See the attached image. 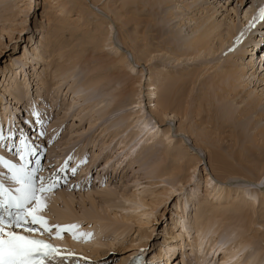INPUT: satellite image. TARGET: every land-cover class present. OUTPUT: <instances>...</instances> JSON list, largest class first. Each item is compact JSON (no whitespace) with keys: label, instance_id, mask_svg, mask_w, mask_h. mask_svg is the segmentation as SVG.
Listing matches in <instances>:
<instances>
[{"label":"rangeland","instance_id":"rangeland-1","mask_svg":"<svg viewBox=\"0 0 264 264\" xmlns=\"http://www.w3.org/2000/svg\"><path fill=\"white\" fill-rule=\"evenodd\" d=\"M261 5L264 0H0V134L4 136L0 140V156L14 164L23 163L17 150L21 139L25 138L36 149V155L28 157L33 161L28 167H37L35 161L40 159L41 171L37 175L47 178L60 174L57 172L60 167L66 169L67 183L42 196L64 195L73 202L72 207L66 208L58 199L53 209L47 205L42 214L50 224H79L78 232L94 234L87 241L73 240L67 231L60 237L81 248L78 251L63 244L62 250L69 248L78 257L89 258L81 260L80 264H177L182 259L183 248L189 249V240L197 238L199 216L206 219L211 215L200 208L205 198L210 195L209 199L217 204L227 196L225 193L216 196V190L213 194L209 192L219 182L211 179L209 151L201 154L192 147L191 141L200 139L195 132L208 133L209 141H214L229 159L243 153L241 162H234L241 172L259 179L241 184L255 189L252 194L256 196L247 203L253 202L254 211H261L264 201V50L261 58L254 51L264 37V21L256 26L249 23L255 22ZM253 11L255 16L246 19L245 14ZM208 18L222 25L225 37L229 26L243 30L240 47L245 50L244 58H237L241 51H238L240 47L234 50L238 45L236 41L214 54L185 58L179 52L181 58H174V53L170 52L181 50L177 47L181 45L178 39L193 38L198 33V24ZM169 31H173L174 39ZM146 35H150L148 39ZM93 38L96 42L90 43ZM168 39L172 41L171 46H167L168 53L167 50L153 51L150 61L140 60L137 65L136 58L133 61L130 52L117 43L125 41L136 56L134 43L140 46L143 41H150L158 47V44H167ZM213 44L217 46V40ZM57 48L59 52L54 53ZM121 53L132 64L130 67L120 62ZM229 65L236 71L246 69V75L240 80L239 96L235 100L222 98L224 102H221L223 100L216 96L219 88L215 87L219 82L216 79L215 84L212 83L215 74ZM186 70L193 73L195 80L185 102L188 116L179 112L175 121L158 123L151 111L165 91L164 76ZM150 79L158 93L152 97L153 90L148 88ZM208 85L217 89L214 91ZM17 90L24 92L21 103L16 99ZM213 92H216L215 97ZM252 100H256V111L243 115ZM199 111L202 118L197 115ZM210 115L214 118L212 123ZM146 124L149 127L145 128ZM180 125L193 131L194 137L189 133H176ZM164 131H168V135ZM114 134L119 135L114 138ZM254 134H258L256 139ZM128 135L127 144H122ZM169 135L172 141L168 140ZM123 145L128 146L123 148ZM185 148L190 149L191 154L187 155ZM180 151L185 152L186 159L184 165L180 163L182 171L177 169V179L170 175L158 177L159 169L163 166L161 169L168 172L173 157ZM195 154L201 160L192 157ZM256 160L260 169L253 172L250 167ZM72 169H76L75 173ZM0 174L6 185L14 186L3 163H0ZM208 175L212 183L206 180ZM172 186L178 188L177 191L171 193ZM105 190L115 193L112 201H103V196L96 194ZM90 194L101 221L85 218L84 212L91 208ZM135 195L145 204L139 203ZM227 206L225 210L231 204ZM66 209L72 214L70 221L57 217L56 212ZM238 215L228 213L227 220L217 216L205 221L207 238L202 243L206 246L210 239V247H217V251L205 247L203 256L210 264H223L227 255L223 249L243 239L249 241L246 251L239 255L242 257L248 252L264 264V218L259 220L255 216L253 229L246 232V225ZM249 216L252 218V214ZM181 234L185 235V241ZM142 243H145L143 248ZM224 243L226 246L219 249ZM93 248L97 252H92ZM168 249L172 257H166ZM188 253L189 263L205 264L197 261L191 249ZM159 254L162 257H158ZM62 264H75V259Z\"/></svg>","mask_w":264,"mask_h":264},{"label":"bare ground","instance_id":"bare-ground-1","mask_svg":"<svg viewBox=\"0 0 264 264\" xmlns=\"http://www.w3.org/2000/svg\"><path fill=\"white\" fill-rule=\"evenodd\" d=\"M102 10V9H101ZM100 10V11H101ZM252 10V9H251ZM103 11V10H102ZM107 16H110V15H107ZM249 16H255V11H253L251 14H249V12H247L245 14V18L247 19ZM211 18V17H210ZM50 19V18H49ZM132 20V19H131ZM53 21V20H52ZM251 21V20H250ZM255 22L251 21L249 22L250 24L251 23H255V26L261 22V20H256L254 19ZM140 22V21H138ZM145 22V21H144ZM67 24V23H66ZM137 24V23H136ZM140 24V23H139ZM108 25V24H107ZM110 26H112L111 24H109ZM146 25V24H145ZM153 25V24H152ZM156 25V24H155ZM67 28L69 26V23L68 25H66ZM113 27V26H112ZM138 27V26H136ZM135 27V28H136ZM154 27V25L152 26ZM151 27V29H152ZM156 27V26H155ZM198 33L191 39H178L180 41L179 45L178 42L176 44H178L179 46H177L178 48H180L181 50L178 49L177 50H173L172 52H170L171 54L174 53V58L176 59H179L182 57H185V58H188L190 56V58H196L202 54H214L216 53L218 50H223L227 44L229 43H234V41H236L238 43L237 47L234 49V50H237L239 49L240 47V43L242 40H244V36L242 35L243 34V30H240V31H237L236 30V27H233V26H229L227 28V32H226V37L224 36V34L222 33L221 31V28H222V25L220 23H217V22H211L210 19L208 18L207 20H204L202 22H200L198 24ZM134 29V28H133ZM137 29V28H136ZM134 30L135 31V35H136V32L137 30ZM110 30H112L110 28ZM153 30V29H152ZM133 31V30H132ZM100 32V31H99ZM112 32V31H111ZM170 32V31H169ZM149 33V32H148ZM175 33V32H174ZM103 34V33H102ZM108 34V33H107ZM110 34H113V33H110ZM129 34H131L132 36V33L129 32ZM142 34V33H141ZM140 34V35H141ZM171 34V39L174 37H172L173 35V31L172 33L170 32ZM109 35V34H108ZM139 35V34H138ZM99 36V35H98ZM147 36H150V35H146ZM152 36V35H151ZM154 36V35H153ZM174 36V35H173ZM243 36V37H242ZM264 36V34L262 35ZM91 37V36H90ZM139 37V36H138ZM137 37V38H138ZM98 38V37H97ZM136 38V37H135ZM141 38V37H140ZM149 37L145 38V39H148ZM153 38V37H152ZM175 38H177L175 36ZM180 38V37H179ZM89 39V38H88ZM96 39V38H95ZM99 39V38H98ZM145 39H142V40H145ZM155 39V38H154ZM152 39V41L154 40ZM170 39V38H169ZM169 39L167 40V44L165 45H161V44H158V47L154 46V44H152V42L150 43V41L146 42L143 41V43L139 46L138 44L134 43L133 45V48L135 49V51L137 52L136 56H134L132 53H131V49H129V47H127V43L124 41H119L118 40V44L121 46V48L125 49L126 51L130 52V54L132 55V59L134 61V59L136 58L135 60V64H139L140 63V60H144V63L145 62H148L150 61L152 58L151 56L153 55V51H164V50H167V53L169 52L167 46H171V42L169 41ZM170 39V40H171ZM134 40V39H133ZM140 40V39H139ZM151 40V39H150ZM214 40H217L218 44L217 46H214L213 42ZM137 41V40H136ZM166 41V40H165ZM174 41V40H173ZM94 42V38L92 39V42L90 43H93ZM96 42V41H95ZM94 42V43H95ZM133 42V41H131ZM176 42V40H175ZM182 42V43H181ZM244 42H242L243 44ZM175 46V45H174ZM243 46L245 47V45L243 44ZM63 48V46H61ZM165 47V48H164ZM243 49V47H242ZM241 47H240V50H238L240 52V54L238 55V59L241 60V58L245 56V50L242 51ZM245 49V48H244ZM257 50L259 51L258 55L262 54L263 53V50H264V46H259L257 48ZM58 51V48L56 50H53L54 53H56ZM133 51V50H132ZM52 52V54H53ZM59 52V51H58ZM179 52H181V56L178 55ZM254 54L256 55V53L254 52ZM233 56V55H232ZM52 57V56H51ZM153 57V56H152ZM139 60V62H138ZM120 62L122 64H125L127 65L128 67H130L132 64L129 63V61L127 60V58L121 53L120 54ZM119 64V63H118ZM233 65V64H232ZM124 66V65H123ZM71 67V66H70ZM73 67V66H72ZM126 67V66H124ZM134 67V66H133ZM133 67H131V69H133ZM230 65L228 67H225V68H222L220 69L214 76V83H212L213 85L215 84V80L217 79V81L220 83V85H218L219 83H216L215 87H218L219 89L216 90V92H213L216 93V96H218L220 98V100L223 98H226L227 100L228 99H233L235 100L239 95H238V90H239V85L242 83V78L244 77L245 78V70L246 69H242L240 71H236V70H233V68L231 69ZM68 69V68H67ZM69 69H73V68H69ZM190 70H186V71H180V72H177L175 75H169L170 77H166L167 75L164 76V85L163 87L165 88V91L164 93L162 94V96H160V102L155 105H157V107H155L154 110H150L151 113L153 115H155L154 117L158 120V123H161V124H164L165 122H168V121H175V119H178L177 117L179 116V112H181V114H184L186 116H188V109L187 107H185V102L187 100L188 97H190V94H191V89H190V86L193 84L195 85V80L192 79L193 77V73L190 71ZM188 72V73H187ZM188 74V75H187ZM180 76V78H176L177 76ZM188 77V79H186ZM163 78V77H162ZM212 78V77H211ZM95 81V80H94ZM209 81V80H208ZM244 81V80H243ZM241 82V83H240ZM97 83V82H96ZM240 83V84H239ZM88 84V83H87ZM95 84V83H94ZM190 84V85H188ZM211 82H210V85H212ZM89 85V84H88ZM204 85V84H203ZM208 85V86H210ZM212 85V86H213ZM92 86V84H91ZM159 86V85H158ZM241 86V85H240ZM211 87V86H210ZM148 88L149 90H153V95L152 96H155V94H158L156 91H157V87L155 86V83L153 81V79H150V83L148 84ZM204 88V86H203ZM244 88V87H243ZM212 89V87H211ZM214 91L215 89L217 88H213ZM212 89V90H213ZM204 90V89H203ZM240 93V92H239ZM16 99H17V102L18 103H21V101L23 100L21 97L24 96V92H22L21 90H17L16 91ZM152 94V93H151ZM218 94V95H217ZM150 96V95H149ZM211 96V95H210ZM215 97V94L212 95ZM209 97V96H208ZM213 97V98H214ZM212 98V97H210ZM217 98V97H216ZM218 99V101L220 102V100ZM222 99V100H223ZM212 101H214L212 99ZM231 101V100H229ZM211 102V101H210ZM221 102H224L221 101ZM212 104V102H211ZM256 100H252V101H249L248 104H247V107L244 109V112H243V115L246 113V114H249V113H253L255 109H257V105H256ZM214 105V104H213ZM30 111V110H29ZM256 111V110H255ZM211 112V111H210ZM106 114H108L107 112H105ZM214 113V112H213ZM242 114V113H241ZM197 115L200 117L201 115V112L199 111L197 113ZM215 116V115H214ZM202 118V117H200ZM210 120L209 122L211 121V123L214 121V118L212 115L209 116ZM222 118V117H221ZM222 121V120H221ZM206 123V122H203V124ZM215 123H216V120H215ZM148 124V123H147ZM146 124L145 128L149 127L148 125ZM183 124V123H182ZM207 124V123H206ZM217 124V123H216ZM222 125V124H221ZM151 127V126H150ZM222 128V126L220 127ZM151 129H153V127L150 128L149 131H151ZM192 129V128H191ZM147 130V129H145ZM264 130V129H263ZM139 132V131H138ZM143 132V131H142ZM141 132V133H142ZM168 131H164V134L168 135L167 133ZM169 132H171L169 130ZM175 132L176 133H183L184 135H187V133L191 134L192 137H194V133L193 131L190 132V130H188L187 128H185L184 126L180 125L177 129H175ZM195 132V131H194ZM140 133V134H141ZM147 133V132H146ZM262 133V132H261ZM135 133H133V136H134ZM138 134V133H137ZM149 134V133H148ZM259 134V133H258ZM258 134H254L253 137L254 139H256L258 137ZM263 134V133H262ZM117 135L119 134H114V138L117 137ZM157 135V134H156ZM195 135H198L200 137L199 138H196L195 140H193V142L191 141V144H192V147L197 151H199L201 154L202 152H204L205 154H207V150L209 151V155H207L209 157V161H208V165L210 166V174L212 175V178L211 179H215L217 180V182H219V184H217L218 186H216L215 188H212L210 189V193L213 194V191L215 192V195L221 197L222 194L225 193V195L227 196H223L219 202H217V204H214V202H212V200L209 199L210 195H208V197L205 198V200L203 201L202 203V206H200V208L202 210H205L206 212H211V215L209 214V217H207L206 219L204 217H202L201 215L199 216L198 220H197V235H196V239L194 238H191V240H189L187 246H189V249L186 247V248H183L185 249L184 252L182 253V259L181 260H178V261H183L182 264H192V263H189L190 260H189V254L188 253L191 249L192 253H195V257L197 259V261L199 262H203L205 264H210V262H208L204 256H203V252L206 251V248L207 246L210 247V239L208 240V243L207 245L205 246L202 242L203 240L205 241L207 237L204 236V233L206 230H208L205 226V221L208 219V221H211L213 218H217V216H223L224 219H228V217H226V214H230V215H234L235 216V213H239V219L241 221L244 222V225H246V232L250 229H253L252 226L253 224L256 222L255 219H253L255 216H257L260 219L264 218V201H262V205L261 206V211H254L256 210L255 209V205L251 204L253 202H250V203H247L248 201H252V200H249V198H253L252 196H256L255 194H252V191H254L255 189L253 187H250V186H242L243 184H241V182H251V181H259V179L257 177L253 178V177H250L249 175H246L244 174L243 172H241L242 170L240 169L239 166L236 165L235 162L237 163H240L241 162V157L242 154L238 153L235 155V157L232 155V158L229 159L227 155L223 154L222 153V150L217 147L215 144V142L213 141V143H211V141H209V134L208 133H205L204 135H200L199 133L197 134L195 132ZM113 136V135H112ZM136 136V135H135ZM139 136V134H138ZM189 136V135H188ZM128 137L129 135L127 136V139H123V143H126L128 142ZM132 137V135H131ZM143 137V136H142ZM141 137V138H142ZM155 137V136H154ZM172 136L169 135V139L170 141H172ZM113 138V137H112ZM130 138V137H129ZM192 139V138H191ZM190 139V140H191ZM194 139V138H193ZM130 140V139H129ZM154 140V139H153ZM213 140V139H212ZM132 141V140H130ZM141 141V140H140ZM113 142V141H112ZM148 142V141H147ZM118 144V143H116ZM127 144V143H126ZM137 144V143H136ZM175 144V143H174ZM179 144V143H178ZM215 146H213V145ZM120 145V144H119ZM147 145V144H146ZM122 146V145H121ZM128 145H123V148H126ZM210 146H213L210 147ZM180 148V147H179ZM182 149V148H181ZM186 149V148H185ZM184 149V150H185ZM180 150V149H178ZM177 150V151H178ZM186 154H191L190 153V149H186ZM128 152V151H127ZM186 154L185 152L182 154L181 151L180 153L177 152L176 156L173 157V163H172V167H168L170 169H168V172L166 169H159V174H158V177H163V176H167V175H170V176H175V180L177 179V176H179V173H177V169L179 168V170H181V164L184 165V158L186 159ZM199 155L195 154V155H192V157H195L196 160H201L199 157ZM198 157V158H197ZM179 160V161H178ZM235 160V162H234ZM177 161V162H176ZM171 163V162H170ZM181 163V164H180ZM258 161L256 160V164L253 165V167H250L251 170H253V172H257L259 169L257 167L258 165ZM158 166V165H157ZM174 166V167H173ZM159 167V166H158ZM242 167V166H241ZM164 168V167H163ZM264 168V167H263ZM153 169V168H152ZM156 169V168H155ZM158 170V168H157ZM170 170V171H169ZM175 170H176V173H175ZM156 171V170H154ZM182 171V170H181ZM155 174V173H154ZM153 175V174H152ZM155 177L157 175H154ZM152 176V177H154ZM169 176V177H170ZM250 178H249V177ZM157 178V177H156ZM211 179H209V175L207 177V181L209 183H212ZM231 182H235V183H230V182H227V181H230ZM229 184V185H228ZM235 184V185H233ZM178 188L172 186L171 188V193L172 192H175L177 191ZM225 190V191H224ZM60 194V193H59ZM96 194H100L101 196H103V201H106V200H111L112 197L115 196V193L113 192H109V191H102L100 193H96ZM233 194V195H232ZM232 195V196H231ZM89 198L91 199V208L90 209H87L84 213L86 214V217L85 218H93L95 219L96 221H101V217L98 216V213H97V204L95 203L94 199H93V195H88ZM136 196V200L141 203V204H145V202L143 201V199H139V196L138 195H135ZM46 197V202H47V205L49 207H51L52 209L54 208L55 206V203L58 201V199H61L65 204H66V208H69V207H72V204L73 202L71 201H68L66 199V197L64 195H60L58 197L56 196H53V195H48V196H45ZM69 198V196H68ZM215 199V198H214ZM71 200V199H70ZM254 200V203L255 204H258L256 202V199H253ZM112 201V200H111ZM136 201V202H137ZM233 201V202H231ZM260 201V200H259ZM133 202V201H132ZM227 203L228 205L231 204V207L228 208L227 210H225L228 206H227ZM260 203V202H259ZM259 205V204H258ZM248 206V207H247ZM151 207V206H150ZM246 207L248 209V211H246ZM253 207V208H251ZM153 210V209H151ZM225 210V211H224ZM254 211V212H253ZM228 212V213H227ZM252 212V213H251ZM259 212V213H258ZM234 213V214H233ZM46 214V213H45ZM57 214V217L61 220H64V221H70V219H72V214L70 212L66 210L64 211H58L56 212ZM249 214L251 215L252 214V218L251 216H249ZM110 217V216H108ZM123 216H121L122 218ZM198 217V216H197ZM222 217V218H223ZM233 217V216H232ZM256 217V218H257ZM106 218V217H105ZM238 218V217H237ZM121 220V219H120ZM258 220V221H259ZM185 228H187L186 230H188V227L186 224H184ZM195 227V226H194ZM210 227V226H209ZM223 227V226H222ZM225 227V226H224ZM216 229V228H215ZM218 230V229H216ZM87 232V231H86ZM210 232V231H209ZM221 232V231H220ZM257 233V232H256ZM185 234V233H184ZM209 235V234H208ZM227 235V234H226ZM225 235V236H226ZM140 236V234H139ZM182 239L185 241V235H182ZM224 236V234L222 235V237ZM232 236V235H230ZM256 235H254L255 237ZM195 237V236H194ZM211 237V236H210ZM221 237V238H222ZM229 237V236H228ZM257 237V236H256ZM230 238V237H229ZM52 239L57 242L58 244L60 245H63V244H66L67 246L75 249V250H78V251H81V248L79 246H76L73 242L71 243L69 240H65L64 238L60 239V237H57L56 235H54L52 237ZM68 239V238H66ZM69 239H72V238H69ZM215 239V238H214ZM220 239V238H219ZM228 239V238H227ZM231 239V238H230ZM66 241V243H64V241ZM74 240V239H73ZM72 240V241H73ZM212 240V239H211ZM226 240V239H225ZM236 241V240H235ZM233 242L231 243V245L226 248V249H223L224 248V245L227 244V243H224L222 245L219 246V249H223V252L224 253H227L226 257L224 256V262L223 264H260V261L262 260H259L257 261V259H255L254 257H252V254L250 255L248 252L247 253H244V255H242V257L239 255L240 252H245L246 250V245H248V241L247 239H243V240H237L236 242ZM224 242V241H223ZM145 244V243H144ZM142 243V246L140 244V247L143 248V245ZM96 245V244H94ZM200 245V246H199ZM66 246V247H67ZM204 246V247H203ZM226 246V245H225ZM204 248V249H203ZM235 248H238L237 251H234ZM240 248V250H239ZM69 249V248H68ZM198 249V251H197ZM208 249H212L217 251V247L216 246H212ZM84 251V250H83ZM166 251V252H165ZM163 252L166 253V257L167 255L169 257H172V252L170 249L168 250H165ZM92 252H97L95 248H93V251ZM162 252V254H163ZM198 252L199 255H196V253ZM161 253V252H160ZM219 253H222V252H219ZM218 255H221L219 254ZM123 254V253H122ZM193 255V254H192ZM217 255V256H218ZM198 256V257H197ZM158 257H162L161 254H159ZM157 257V258H158ZM195 259V260H196ZM219 259H220V256H219ZM243 259V260H242ZM223 260V259H222ZM162 261V259H161ZM137 264H143L141 262H135ZM158 263V262H157ZM168 263V262H167ZM166 263V264H167ZM222 263V262H221ZM158 264H163L162 262H159ZM165 264V263H164ZM179 264V263H177Z\"/></svg>","mask_w":264,"mask_h":264},{"label":"snow or ice","instance_id":"snow-or-ice-1","mask_svg":"<svg viewBox=\"0 0 264 264\" xmlns=\"http://www.w3.org/2000/svg\"><path fill=\"white\" fill-rule=\"evenodd\" d=\"M254 19L264 21V5L259 7ZM36 115L39 116V113ZM3 139L4 136L0 134V140ZM20 145L17 151L23 163L14 164L0 157V163L9 171L8 179L14 184L6 185L4 179H0V264H62L73 259L75 264H80L81 260H88V257H78L74 251L61 250L49 242L54 229L57 237H62L67 231L76 240L87 241L94 234L78 232L79 224L49 223L48 218L42 214L47 208L46 197L42 193L58 187L59 178L37 175L41 171L39 158L35 161L37 167H28L32 163L28 157L36 155V149L25 138L21 139ZM64 170L60 169L61 172ZM75 171L72 169L73 173Z\"/></svg>","mask_w":264,"mask_h":264}]
</instances>
